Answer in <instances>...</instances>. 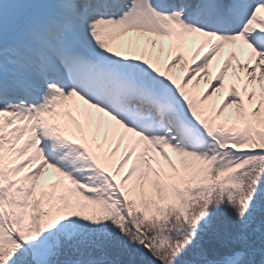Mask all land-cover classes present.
I'll use <instances>...</instances> for the list:
<instances>
[{
	"label": "snow or ice",
	"instance_id": "obj_1",
	"mask_svg": "<svg viewBox=\"0 0 264 264\" xmlns=\"http://www.w3.org/2000/svg\"><path fill=\"white\" fill-rule=\"evenodd\" d=\"M0 264H264V0H0Z\"/></svg>",
	"mask_w": 264,
	"mask_h": 264
}]
</instances>
